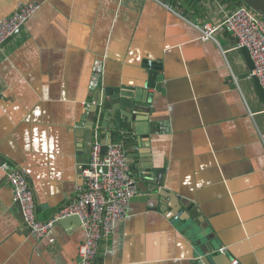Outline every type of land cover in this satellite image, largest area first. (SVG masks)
<instances>
[{
  "label": "crops",
  "instance_id": "0c3cea01",
  "mask_svg": "<svg viewBox=\"0 0 264 264\" xmlns=\"http://www.w3.org/2000/svg\"><path fill=\"white\" fill-rule=\"evenodd\" d=\"M27 3L40 8L0 47V157L26 172L38 220L75 197L98 99L89 79L102 60L103 88L126 87L140 102L123 110L128 119L103 112L102 138L122 132L137 175L96 264H264V99L235 39L218 29L205 41L197 29L240 5L0 0V19ZM145 61L161 65L152 88ZM64 219L35 240L0 162V264H76L84 232Z\"/></svg>",
  "mask_w": 264,
  "mask_h": 264
},
{
  "label": "built area",
  "instance_id": "2783aa9c",
  "mask_svg": "<svg viewBox=\"0 0 264 264\" xmlns=\"http://www.w3.org/2000/svg\"><path fill=\"white\" fill-rule=\"evenodd\" d=\"M39 5L27 3L19 5L9 16L0 19V47L29 18L36 13ZM202 40H213L218 29L227 31L236 41L235 49L245 48L253 63V70L248 78H256L264 90V20L246 6L228 13L220 25L205 23L201 28ZM104 61L94 62L89 89L97 91L103 88ZM104 109L98 106L91 127L92 144L89 161L82 173V179L75 189V197L51 219L41 222L37 218L35 199L29 185L26 172L7 163L1 164L6 175V182L11 190L15 203H18L24 225L35 240H41L62 219L77 216L84 239L79 247L76 264H96L101 244L113 233L117 221L127 215V209L135 194L134 179L130 175L128 153L124 147L122 132L117 129V139L106 146V153L101 157L102 123ZM104 167L105 172H99ZM179 215L174 217L177 221ZM220 253L225 251L221 248ZM233 264H237L233 261Z\"/></svg>",
  "mask_w": 264,
  "mask_h": 264
},
{
  "label": "water",
  "instance_id": "95a60500",
  "mask_svg": "<svg viewBox=\"0 0 264 264\" xmlns=\"http://www.w3.org/2000/svg\"><path fill=\"white\" fill-rule=\"evenodd\" d=\"M238 1H240L244 6L252 10L255 14H257L260 18L264 20V0H238ZM21 28L22 27L16 30L15 33L7 41H9ZM240 51L242 52L243 57L248 65L249 71L251 72L253 70V63L250 59L248 51L245 48L240 49ZM145 64H146L145 69L149 70L148 88H152V86L155 85L162 78L161 76L158 75V72L161 70L160 69L161 65L159 63H153L151 61H145ZM252 81L256 87L257 93L259 94L260 98L264 99V90L260 86L258 80L256 78H252ZM127 91H131V90L126 87H115V88L106 87V88L97 90L98 99L94 101V104L90 108L89 118H88V128L90 129L92 127L94 116H95L98 106H101L106 111H110L113 109L115 111L116 117L118 118L122 117L123 119H128V115L123 110H127V109L131 110L133 104L136 102H140V101L135 99L134 96L127 94ZM103 119L104 121L102 123V127L103 128H105L106 126L110 127V124L106 122V115H104ZM103 140L104 141L102 143V148H101V157L105 156L106 146L112 142L111 134L108 135L106 139L103 137ZM0 162L1 164L4 163V160L1 157H0ZM98 170L99 172L106 171L104 167H101ZM130 170L132 172V177L136 178L137 171L133 167H130ZM134 186H135V183H134ZM16 205L19 207L18 203H16ZM19 213L21 214L20 207H19ZM189 213H190L189 214L190 217H194V214L191 213V210H189ZM21 220H22V223L24 224L22 214H21ZM67 221H74L80 225V221L77 216H71L69 217Z\"/></svg>",
  "mask_w": 264,
  "mask_h": 264
},
{
  "label": "trees",
  "instance_id": "16d2710c",
  "mask_svg": "<svg viewBox=\"0 0 264 264\" xmlns=\"http://www.w3.org/2000/svg\"><path fill=\"white\" fill-rule=\"evenodd\" d=\"M240 6L243 5L240 1L235 0Z\"/></svg>",
  "mask_w": 264,
  "mask_h": 264
}]
</instances>
